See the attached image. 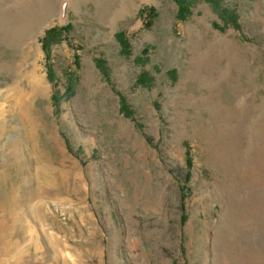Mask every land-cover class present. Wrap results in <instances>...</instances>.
Wrapping results in <instances>:
<instances>
[{
  "label": "rangeland",
  "instance_id": "1",
  "mask_svg": "<svg viewBox=\"0 0 264 264\" xmlns=\"http://www.w3.org/2000/svg\"><path fill=\"white\" fill-rule=\"evenodd\" d=\"M182 1L0 0V264H264V0Z\"/></svg>",
  "mask_w": 264,
  "mask_h": 264
},
{
  "label": "trees",
  "instance_id": "2",
  "mask_svg": "<svg viewBox=\"0 0 264 264\" xmlns=\"http://www.w3.org/2000/svg\"><path fill=\"white\" fill-rule=\"evenodd\" d=\"M174 2L176 3V5L178 7V14H177L178 19L179 20H185L189 14V10H188L187 5L182 0H174ZM146 13L149 16V20H148V26H149V25H151L152 21L155 18V11L153 8L150 7L148 10H146ZM69 27H70L69 25H66V26H64L62 28H58V29L57 28L49 29L46 32V36L44 37V39L58 35L60 32L66 31ZM115 38H116L118 44L121 46L122 55H129V42H128V39L125 38L124 34L118 33V34H116ZM143 52L145 54L147 53V51H145V50ZM47 76L49 77L50 81H53V76H52L51 71H48ZM144 80H145V77L141 74L140 78L137 80V82L139 84H144ZM52 97L55 98V95ZM119 102H120V112L126 116H130V113L128 111H126V113H125L124 100L121 96H119Z\"/></svg>",
  "mask_w": 264,
  "mask_h": 264
},
{
  "label": "bare ground",
  "instance_id": "3",
  "mask_svg": "<svg viewBox=\"0 0 264 264\" xmlns=\"http://www.w3.org/2000/svg\"><path fill=\"white\" fill-rule=\"evenodd\" d=\"M31 121V120H30ZM34 126V125H33ZM27 142H28V140H26ZM26 143V142H25ZM24 144V143H23ZM22 144V146L24 147V149L27 147L26 145H23ZM30 146H29V149H28V147L25 149V151H27L28 153L30 152V155H29V157L31 156V158H32V154L34 153V152H37L38 153V150H37V138L36 137H34L31 141H30ZM18 148H19V146H18ZM20 151V150H19ZM39 154V153H38ZM21 159V158H20ZM45 160V159H44ZM43 160V161H44ZM20 161V160H19ZM24 162H25V160H24ZM27 162V161H26ZM45 162V161H44ZM35 177H37V174H26L25 176H24V180H23V184L24 185H26V186H28V185H30L31 183L33 184L34 182H35ZM32 195H34V194H32ZM32 195H31V197H27L26 198V202H29V201H31V199L33 198L32 197ZM30 203V202H29Z\"/></svg>",
  "mask_w": 264,
  "mask_h": 264
}]
</instances>
